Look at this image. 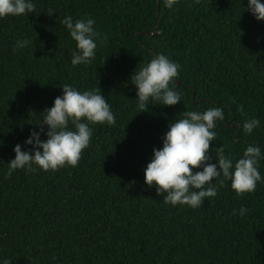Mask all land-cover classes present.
Listing matches in <instances>:
<instances>
[{
  "label": "trees",
  "instance_id": "16d2710c",
  "mask_svg": "<svg viewBox=\"0 0 264 264\" xmlns=\"http://www.w3.org/2000/svg\"><path fill=\"white\" fill-rule=\"evenodd\" d=\"M34 3L33 13L0 19V258L9 264H264V183L240 198L230 181L217 184V196L197 209L166 205L155 186L144 184L153 148L186 111L223 110L210 155L221 144L234 160L250 144L264 153V21L246 10L247 0H180L172 9L163 0ZM65 15L89 16L107 36L87 65L71 66L75 42L60 23ZM20 39L31 44L13 53ZM157 53L181 66L170 85L181 100L174 106L150 100L140 109L131 76ZM65 84L100 89L115 125H90L92 138L76 167L18 170L5 178L14 146L30 150L24 140ZM253 117L260 127L245 134L242 124ZM259 171L264 177V159ZM241 205L246 214L233 215Z\"/></svg>",
  "mask_w": 264,
  "mask_h": 264
},
{
  "label": "clouds",
  "instance_id": "9594fccd",
  "mask_svg": "<svg viewBox=\"0 0 264 264\" xmlns=\"http://www.w3.org/2000/svg\"><path fill=\"white\" fill-rule=\"evenodd\" d=\"M179 2L163 0V5L172 9ZM194 2L199 3V0ZM246 10L257 21H264V0H247ZM34 11V0H0V19L26 16ZM54 12L49 8L46 13L51 16ZM60 23L75 42L71 66L91 63L98 45L107 41V36L94 27L95 20L89 16L73 20L72 16L65 15ZM30 44L28 39L17 40L12 52ZM180 67L162 53L150 58L147 64L139 65L131 80L140 109L146 108L150 100L159 101L164 106L180 102V94L170 87L178 77ZM60 87L62 94L54 99L52 107L43 112L45 114L42 115V123H38V130L30 131L23 142L25 146H30V150L26 148L22 151L21 144L14 146L15 156L7 163L5 178L18 170L26 173L37 170L55 172L65 166L76 167L92 138L90 125H115V116L100 89L80 91L70 84ZM224 118L222 109L207 108L204 111H186L182 118L168 124L162 146L153 148L150 162L144 168V184L149 188L155 186L156 194H163L164 204L197 209L206 199L217 196V184L223 187L225 181H230L231 189L240 198L245 193H253L258 183H264L259 171L264 153L259 145H248L235 160L225 154L222 144L214 149V156L209 154L210 142L217 140L214 129L217 122ZM44 126H47L46 132ZM259 127L260 121L255 117L242 124L245 134H251ZM42 134L47 137L45 140L40 139ZM213 159L215 163L211 162ZM247 211L241 205L239 209H233L232 214L243 217ZM0 264H9V261L0 258Z\"/></svg>",
  "mask_w": 264,
  "mask_h": 264
},
{
  "label": "water",
  "instance_id": "95a60500",
  "mask_svg": "<svg viewBox=\"0 0 264 264\" xmlns=\"http://www.w3.org/2000/svg\"><path fill=\"white\" fill-rule=\"evenodd\" d=\"M140 32H137V35H139ZM179 85V82L176 81V85L175 86H178ZM175 90V87L173 88ZM192 101L194 102V98L192 97ZM228 125V124H227Z\"/></svg>",
  "mask_w": 264,
  "mask_h": 264
}]
</instances>
